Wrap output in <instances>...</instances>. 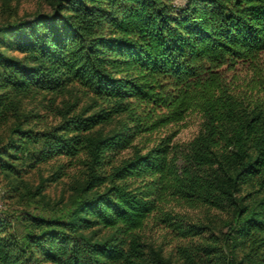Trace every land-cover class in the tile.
Instances as JSON below:
<instances>
[{"label": "trees", "instance_id": "16d2710c", "mask_svg": "<svg viewBox=\"0 0 264 264\" xmlns=\"http://www.w3.org/2000/svg\"><path fill=\"white\" fill-rule=\"evenodd\" d=\"M47 1L0 25V177L73 200L21 234L0 213V264H264V0ZM47 94L69 97L51 120L27 103ZM194 113L189 141L162 133Z\"/></svg>", "mask_w": 264, "mask_h": 264}, {"label": "rangeland", "instance_id": "374dc122", "mask_svg": "<svg viewBox=\"0 0 264 264\" xmlns=\"http://www.w3.org/2000/svg\"><path fill=\"white\" fill-rule=\"evenodd\" d=\"M50 10L47 0H0V25L11 24L15 20L33 15L37 12H48ZM11 54V53H9ZM264 58V52L262 53ZM67 95H39L27 101L28 106L38 111L48 120H51L53 109L60 107L62 101L68 99ZM52 110V111H51ZM200 117L196 113L189 114L183 122L171 125L162 130L175 131L174 141L184 143L192 139L198 132L200 126ZM125 152L124 154H127ZM56 163L50 162L42 164L25 176L26 186L32 190L41 184V181L47 178L54 170ZM43 198L36 197L30 199L27 196L7 198L4 196L6 191L5 183L0 177V213L12 220L13 228L16 233L21 234L24 231L22 223L23 213L37 215L46 218L64 217L71 208L73 194L70 190V179L64 177L57 182H44ZM175 211L185 213L191 217H200L201 209H190L186 207H175ZM102 233H105L104 231ZM162 230L147 225L141 234L146 243L151 244L154 249L162 247L164 254L175 245V241L168 244V237L162 236Z\"/></svg>", "mask_w": 264, "mask_h": 264}]
</instances>
